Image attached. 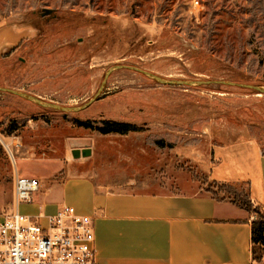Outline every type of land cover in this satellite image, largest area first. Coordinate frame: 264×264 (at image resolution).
<instances>
[{"label": "rangeland", "instance_id": "rangeland-1", "mask_svg": "<svg viewBox=\"0 0 264 264\" xmlns=\"http://www.w3.org/2000/svg\"><path fill=\"white\" fill-rule=\"evenodd\" d=\"M198 1L0 0V25L22 34L0 88L77 109L0 89V214L16 170L47 189L77 166L72 142L112 190L248 201L247 171L264 156V0ZM104 121L135 131L80 125Z\"/></svg>", "mask_w": 264, "mask_h": 264}, {"label": "crops", "instance_id": "crops-1", "mask_svg": "<svg viewBox=\"0 0 264 264\" xmlns=\"http://www.w3.org/2000/svg\"><path fill=\"white\" fill-rule=\"evenodd\" d=\"M21 40V31L0 25V70ZM6 86L0 83V87ZM3 110L0 106V117ZM7 143L13 153L15 142ZM70 148L73 156L78 155L74 156L78 165L65 168L59 174L63 178L55 179V188H40L33 203L26 204L34 205L33 212H25L53 215L68 203L79 214L91 216L101 264H262L252 257V222L258 217L256 212L209 193L136 194L112 190L96 174L88 172L83 162L87 156L80 158L76 144L72 142ZM18 154L23 158L21 151ZM253 160L257 166L247 171L248 197L253 208L264 213V156L255 153ZM17 177L16 170L15 181ZM50 211L56 212L47 214Z\"/></svg>", "mask_w": 264, "mask_h": 264}, {"label": "built area", "instance_id": "built-area-1", "mask_svg": "<svg viewBox=\"0 0 264 264\" xmlns=\"http://www.w3.org/2000/svg\"><path fill=\"white\" fill-rule=\"evenodd\" d=\"M40 188L36 178H16L13 206L0 215V264H101L91 216L70 206L48 216L19 212Z\"/></svg>", "mask_w": 264, "mask_h": 264}, {"label": "trees", "instance_id": "trees-1", "mask_svg": "<svg viewBox=\"0 0 264 264\" xmlns=\"http://www.w3.org/2000/svg\"><path fill=\"white\" fill-rule=\"evenodd\" d=\"M10 130L8 134H13L14 131L18 130V127L14 126L13 123L10 124ZM81 126L98 131L101 134L107 135L111 133L127 134L131 131H135V127L131 124L120 123L115 121H104L103 126H98L96 123H81ZM162 147L164 143L160 142ZM243 206L249 212H256L258 217L252 222V257L255 262L264 264V213L259 210V208H253L252 203L248 199L243 201Z\"/></svg>", "mask_w": 264, "mask_h": 264}, {"label": "water", "instance_id": "water-1", "mask_svg": "<svg viewBox=\"0 0 264 264\" xmlns=\"http://www.w3.org/2000/svg\"><path fill=\"white\" fill-rule=\"evenodd\" d=\"M153 77V76H152ZM155 79H157L158 80V78H155ZM0 89H2V90H5V91H8V92H11V93H13V94H15V95H17V96H20V97H22V98H26V99H28L29 101H31L30 99H29V97L28 96H30V95H27V94H25V95H27L26 97L25 96H22V94L23 93H19V92H17V91H13V90H7V89H3V88H0ZM258 90L259 91H263V88H258ZM35 98V97H34ZM96 98L97 97H95V99H92L87 105H85V106H83L82 108H87L88 106H90L95 100H96ZM37 99V98H36ZM39 100V99H38ZM41 101V100H40ZM32 103H35V104H37V105H40V104H38V103H36V102H33V101H31ZM47 103V102H46ZM49 104V103H48ZM40 106H42V107H44V108H60V107H58V106H55V105H52V104H49V106H44V105H40ZM60 109H62V110H64V111H73V110H77L76 108L75 109H69V108H60ZM83 155L84 156H89L90 155V152L89 151H84L83 152ZM74 156L77 158L78 157V155L76 154V153H74Z\"/></svg>", "mask_w": 264, "mask_h": 264}, {"label": "bare ground", "instance_id": "bare-ground-1", "mask_svg": "<svg viewBox=\"0 0 264 264\" xmlns=\"http://www.w3.org/2000/svg\"><path fill=\"white\" fill-rule=\"evenodd\" d=\"M22 96H27V95H25V94H22ZM29 97V99L31 100V101H33V102H36V103H38V104H40V105H44V106H49V104L48 103H46V102H44V101H40V100H38V99H36V98H34V97H32V96H28Z\"/></svg>", "mask_w": 264, "mask_h": 264}]
</instances>
